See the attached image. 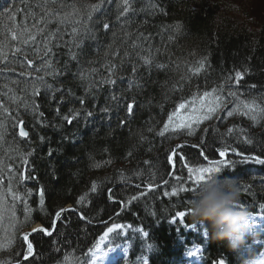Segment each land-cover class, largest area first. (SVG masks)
<instances>
[{"label":"trees","instance_id":"1","mask_svg":"<svg viewBox=\"0 0 264 264\" xmlns=\"http://www.w3.org/2000/svg\"><path fill=\"white\" fill-rule=\"evenodd\" d=\"M98 2L50 3L48 7L56 17L71 15L64 23H57L56 17L48 23L42 21L37 28L43 31L37 32L31 25L44 12L36 7L37 0H29L36 18L24 21L23 13H17L16 23H26L36 40L23 44L5 35L8 21L3 18V9L10 4L23 9L24 5L20 0H0V51L5 54L0 56V104L8 109L5 113L0 108V121L6 128H0L4 133L0 141V242L5 241L0 261L89 264L99 239L113 223L125 226L121 233L109 234L106 243L126 248L119 264H143L144 260L147 264H212L221 259L225 264H240L250 252L258 254L264 249V221L252 230L259 233L258 240L232 252L225 242L211 238L206 223H196L189 215L184 223L173 221L176 211L187 212L191 196L164 193L182 183L195 187L188 180L184 163L207 166L209 160L227 159L234 163L220 176L237 182L243 206L264 215V165L242 162L244 156L264 158V117L253 122L238 113L228 116L238 103L229 91L236 92L239 100H254L264 108V18L255 22L236 0H134L135 12L117 19L118 0H106L101 11L93 13L88 21L87 6ZM105 22L110 25L107 30ZM85 23L96 38L86 39L81 48H76L71 43L72 28L83 31ZM49 33L55 35L49 44L51 52L45 55ZM70 49L78 54L77 60L71 59ZM141 56H150L152 65H144ZM47 60L53 62L58 75L47 74L49 69L36 71ZM201 60L204 68L194 75L189 68L199 67ZM113 64L116 68L111 78L116 80L115 85L102 84ZM157 64L165 67L157 68ZM237 70L244 73L239 83L235 81ZM80 72L87 73L88 78L81 80ZM41 76L43 81L37 79ZM229 76L231 80H227ZM89 84L94 86L86 91ZM221 85L224 89L218 94L223 97V107L212 119L196 126L191 136L186 130L157 135L178 103L194 94L219 90ZM34 86L39 88L36 96L32 95ZM26 102L28 109L24 107ZM129 103L133 104L131 115ZM32 105L38 107L33 110ZM74 113L78 115L71 123L64 119ZM19 120L24 121L27 138L19 136L18 126L13 127ZM229 128L233 129L231 133ZM245 138L253 143H244ZM177 145L182 147L177 149ZM225 148H235L243 155L229 151L221 158L219 150ZM20 152L32 153L28 165L22 163ZM169 155L173 157L171 164ZM180 156L185 159L180 160ZM21 173L35 179L21 183ZM93 182L96 192L91 191ZM9 183L13 191L22 194L32 189L31 196H26L31 210L26 223L24 204L8 195ZM149 184L153 185L151 189ZM41 187L45 191L43 209ZM85 194V200L77 204ZM133 196L137 199L131 200ZM65 204L76 210L62 213L51 236L39 231L30 236L34 251L27 261L17 255L27 248L21 229L37 222L51 229L55 212ZM195 247L200 248V263L189 257Z\"/></svg>","mask_w":264,"mask_h":264},{"label":"snow or ice","instance_id":"2","mask_svg":"<svg viewBox=\"0 0 264 264\" xmlns=\"http://www.w3.org/2000/svg\"><path fill=\"white\" fill-rule=\"evenodd\" d=\"M106 2V0H99L98 3L95 4H90L87 7L90 9L88 11L87 16H88V21H91L93 19V13L101 11V6ZM108 2H111V0H108ZM20 3L24 5V8H18L16 7L15 4H10L8 7H5L3 9V18L8 21V26L4 28V33L7 36V34L11 35V39L16 41L19 40L23 44H28L30 41H35L36 40V34L33 33L29 26L21 22L20 24L16 23V14L17 13H23L24 16V21H27L29 19H35L37 16V13L33 11L32 6L29 3V0H20ZM55 4L57 3V0H43V3L40 2V0H37L36 7L42 8L44 15L40 17V19L36 20L34 24L31 25V28H37V25L40 22H45L48 23L50 22V18L56 17V14L54 10L49 9L48 5L49 4ZM134 0H118L117 3V8L120 9L119 15L117 19H119L122 16H125L128 13L135 12V9L133 7ZM63 6V5H61ZM74 7V6H73ZM152 7H155V5H152ZM75 10V9H74ZM143 11V9H141ZM70 13H66L63 17H56L57 23H64L65 21L68 20ZM76 23H81L80 21H76ZM104 29H109L110 25L109 23L105 22L103 24ZM179 25L176 26L177 30L179 29ZM43 29H38L37 32H42ZM55 33H49V38L45 40V55H48L51 52V48L49 47V44L51 43V37L54 36ZM95 34L93 32V29L88 26L87 23L84 25V30L81 31V29L77 27L72 28V45L76 48H81L84 40L86 39H95ZM135 47V45H134ZM16 51H20L19 48L16 49ZM70 56L72 60H77L78 59V54L76 52H72L71 49L69 50ZM5 55L2 51H0V56ZM6 58V57H5ZM141 60L143 61L144 65L151 66L152 65V58L150 56H141ZM199 67L196 68H189V71L192 72L194 75H197L201 72V70L204 68V60H201L198 62ZM32 62L29 61V66H31ZM157 68L163 69L165 67L164 64H157ZM116 68V65H111V67L108 69L109 71V77L106 79L101 80L102 84H109V85H115L116 80L112 79L111 76L114 74V70ZM49 69L51 70L47 74L50 75H58V70L54 69L53 67V62L51 60L45 61L43 68H37L36 71H42ZM0 71H3L0 69ZM92 72H95V69L91 70ZM133 73L137 71L135 67L132 69ZM247 69H245V72ZM21 75H24V73H21ZM80 79L81 80H86L88 78V74L85 72H80ZM244 73L241 71L237 70L235 71V81L236 83H239L243 79ZM37 79H40L43 81L44 77H37ZM232 77L229 76L227 80H231ZM130 86L132 84V81L129 82ZM93 84H89L88 89L86 91H89L91 87H93ZM49 89L52 88V85H47ZM253 87H255L253 85ZM224 89V85H221V88L218 90L216 88H213L211 91H204L202 94H194L190 100H184L181 103H178L175 107V109L170 112L167 116V120L164 122L163 127L160 129V131L157 133V135L163 137L165 133L168 132H177L179 130H186L187 134L191 136L194 132V128L196 126H199L203 121L210 120L212 119L213 115L218 112L223 107V97L218 94V92H222ZM39 94V88L33 87V92L32 95L36 96ZM228 95L231 97H236L238 100V103L236 104L235 108H233L232 111L228 112V116H232L234 113H238L241 115L248 116L253 122H258L259 118L264 117V108H261L256 102L253 100L251 102L248 101H243L239 100L237 93L234 91H229ZM112 99H116L115 96L112 97ZM13 102H15V99H13ZM84 101L81 100V103ZM25 109H28L29 104L26 102L24 104ZM38 106L37 105H32L33 110H35ZM0 108H3L4 112L7 113L8 109L4 107L3 104H0ZM128 113L131 115L133 113V104L129 103L127 105ZM103 111L107 112L108 109L105 108ZM42 115V113H41ZM78 115V113H74L73 116H65L64 119L67 120L69 123L72 122V119L75 118V116ZM88 116H91L92 113L88 112ZM19 126V136L21 138H27L29 136L28 131L25 130L24 127V121L19 120L16 124L13 125V127ZM0 128H5V125L3 121H0ZM6 131V128H5ZM151 131V129H150ZM233 131L232 128L228 129V132L231 133ZM4 139V133H0V141ZM43 140V137H41ZM244 143L246 144H252L253 141L250 138H245ZM182 145H177L176 148L179 149L181 148ZM174 153L176 152V149L172 150ZM231 151L233 153H236V155H243L242 153H239L236 151L235 148H225L223 150H219V156L221 158L226 157L227 153ZM19 155L21 156V161L24 165L29 164L28 157L32 155L31 152L28 153H23L20 152ZM49 155H51V151L49 152ZM201 156H204L205 159L207 157L203 152L200 153ZM180 160H184L185 157L180 156ZM252 161L255 164L258 165H264V158H261L259 155H251V156H244L242 162H248ZM3 161L0 160V164H2ZM106 163H111V161H107ZM147 163V162H146ZM168 163L171 164L173 163V157L171 155L168 156ZM233 161L227 160V159H219V160H209L208 165L205 166L203 164L192 166L189 165L188 163H184V167L187 169L188 173V180L194 185H199L201 182H203L208 176H211L213 174L216 175H221L224 170L227 168L231 167L233 165ZM94 167H99L98 164H94ZM8 171H12V166H8ZM174 173L169 172L168 175H173ZM35 179L34 176L28 177L25 176L23 173L20 174V182L23 183L27 179ZM153 179L155 177L153 176ZM177 179H181L180 177H177ZM0 183H2V179H0ZM167 183V182H165ZM149 188L151 189L153 187L152 184L148 185ZM139 187V185H137ZM194 190V187L189 188L183 186V183L179 188H173L170 193L165 192V196H173L176 197L179 194H184L185 197H190L192 191ZM92 192L97 191V184L96 182H93L92 187H91ZM8 195L12 197L14 201H21L24 204V213H25V220L23 223H26L30 219V208L28 206V201L26 199V196H31L32 194V189H27L25 194H22L20 192H15L13 191L11 183L8 185L7 189ZM143 195V193H141ZM87 194L82 195L77 201V204H81ZM39 197H40V206L43 209L44 207V197H45V191L43 187L39 189ZM109 198H111V190H109ZM137 199L136 196L131 197V200ZM3 202V197L0 196V203ZM242 205V203H240ZM243 206V205H242ZM261 207H264V205H261ZM67 211H75V209H66V208H60L55 212L54 218L51 221V229L46 228L44 226H39L38 228H33L32 231L23 233V244L27 245L26 251L22 253H17V255H22L23 259L27 261L29 257L33 255L34 251V246L33 243L30 241V236L33 233H36L37 231L42 232L46 236H51L53 232L57 228V222L61 219L62 213L67 212ZM15 213L13 212V215ZM188 216V212L185 211H176L174 214L173 221L174 222H179V223H184L186 217ZM83 219V217H81ZM124 225L122 224H116L113 223L111 227L107 229V232L104 233V236L101 237V241L107 239L109 237V234H112L114 232H119L124 229ZM9 244H11V241H9ZM100 245L97 244L96 248L99 249ZM149 248L151 245L148 246ZM195 251L198 250H193L189 252V255H194ZM93 259H95L96 253L93 252ZM69 258L66 256L65 260H68ZM0 264H6L5 261H0ZM17 264H19V261H17ZM143 264H147V261L144 260ZM218 264H225V261L221 259Z\"/></svg>","mask_w":264,"mask_h":264},{"label":"clouds","instance_id":"3","mask_svg":"<svg viewBox=\"0 0 264 264\" xmlns=\"http://www.w3.org/2000/svg\"><path fill=\"white\" fill-rule=\"evenodd\" d=\"M187 203L191 220L207 224L214 241L226 243L229 251L239 252L248 241L259 239L249 221L252 212L240 204L237 182L213 174L194 187ZM240 264H264V256L250 252Z\"/></svg>","mask_w":264,"mask_h":264},{"label":"rangeland","instance_id":"4","mask_svg":"<svg viewBox=\"0 0 264 264\" xmlns=\"http://www.w3.org/2000/svg\"><path fill=\"white\" fill-rule=\"evenodd\" d=\"M236 1H238L243 6L242 8L243 10H247L250 13L251 18H255L253 19L255 22H260V18H264V0H236ZM236 12L237 11H234V13ZM63 208L69 209L71 208V204L70 205L65 204ZM263 219L264 217L260 214H252L249 218L252 230L254 228H258L259 223ZM41 225L42 224L39 222L34 223L32 226L21 229V234L26 233V232L30 233L33 228H38ZM105 243H106V239L103 241H101V239L99 240L98 244L100 245V247L99 249L95 247V249L92 251V254L93 252H95L96 256H95V259H93V255H92V258L89 264H119L118 262L121 259L118 256L123 254V249H121L120 247H115V246L109 247ZM4 245H5V241L0 242V250L3 249ZM193 250H197V248H192L191 251ZM258 255L264 256V249ZM199 256H200V253L198 251H195L194 255H189V257L194 260L198 259ZM212 264H218V263H212Z\"/></svg>","mask_w":264,"mask_h":264},{"label":"water","instance_id":"5","mask_svg":"<svg viewBox=\"0 0 264 264\" xmlns=\"http://www.w3.org/2000/svg\"><path fill=\"white\" fill-rule=\"evenodd\" d=\"M26 130V129H25ZM18 131H19V127H18ZM27 131V130H26Z\"/></svg>","mask_w":264,"mask_h":264},{"label":"bare ground","instance_id":"6","mask_svg":"<svg viewBox=\"0 0 264 264\" xmlns=\"http://www.w3.org/2000/svg\"><path fill=\"white\" fill-rule=\"evenodd\" d=\"M4 159V158H3Z\"/></svg>","mask_w":264,"mask_h":264}]
</instances>
